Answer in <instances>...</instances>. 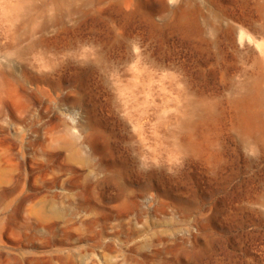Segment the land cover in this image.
<instances>
[{"label":"rangeland","instance_id":"1","mask_svg":"<svg viewBox=\"0 0 264 264\" xmlns=\"http://www.w3.org/2000/svg\"><path fill=\"white\" fill-rule=\"evenodd\" d=\"M0 264H264V0H0Z\"/></svg>","mask_w":264,"mask_h":264},{"label":"bare ground","instance_id":"2","mask_svg":"<svg viewBox=\"0 0 264 264\" xmlns=\"http://www.w3.org/2000/svg\"><path fill=\"white\" fill-rule=\"evenodd\" d=\"M251 105L248 102H243L241 104V115L243 116V118H247L251 116ZM59 260H61L62 258L60 256L57 257Z\"/></svg>","mask_w":264,"mask_h":264}]
</instances>
